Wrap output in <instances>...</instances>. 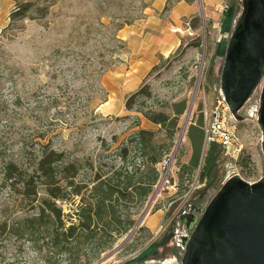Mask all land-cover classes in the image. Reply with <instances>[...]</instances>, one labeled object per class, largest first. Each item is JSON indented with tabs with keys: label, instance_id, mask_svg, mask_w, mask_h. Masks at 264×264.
I'll return each instance as SVG.
<instances>
[{
	"label": "rangeland",
	"instance_id": "1",
	"mask_svg": "<svg viewBox=\"0 0 264 264\" xmlns=\"http://www.w3.org/2000/svg\"><path fill=\"white\" fill-rule=\"evenodd\" d=\"M242 1L228 0L221 12L223 0H0V146L6 147L8 155L25 156L21 163L30 168L35 163L33 154L49 144L79 165L77 180L91 189L96 173L112 178L121 168L151 172L135 138L140 129L155 130L158 144L168 147L156 165L160 176L147 198L120 201L116 209L122 225L101 226L79 253L54 248L44 225L20 237L9 232L17 222L39 214L40 208L0 188V222L8 224L0 238V264H114L145 245L161 229L168 204L189 189L197 196L210 188L212 198L232 175L248 181L264 175L262 131L256 115L237 122L245 144L242 158H251L252 169L223 153L212 179L202 181L204 148L199 166L183 164L190 162L192 154L188 130L201 119L198 80L202 90L205 84L210 101L220 88L214 64L226 52L228 39L219 40L218 24L222 31L234 30ZM233 5L237 12L231 24L227 9ZM153 19H160L181 43L150 69L145 62L152 59L139 53V43L154 44V25L146 23ZM144 85L150 86L152 97L141 94L128 109L127 100ZM260 94L261 85L241 113L258 109ZM181 99L187 100L188 107L171 137L142 113L169 110L170 103ZM166 173L173 176L171 182L164 188L161 182L145 212ZM39 194L47 197L44 188ZM81 201L80 196L56 201L66 227L78 222ZM129 220L133 223L124 232ZM132 229L123 249L115 253V246Z\"/></svg>",
	"mask_w": 264,
	"mask_h": 264
},
{
	"label": "trees",
	"instance_id": "2",
	"mask_svg": "<svg viewBox=\"0 0 264 264\" xmlns=\"http://www.w3.org/2000/svg\"><path fill=\"white\" fill-rule=\"evenodd\" d=\"M27 7L28 5L23 6V8ZM236 12L237 9L234 5L227 9L229 23L233 24ZM141 94L152 97L150 86L144 85L133 93L127 100L126 107L132 109L136 98ZM168 106L169 110L150 109L142 110V113L150 121L160 125L161 129L171 137L178 128L179 117L186 111L188 104L186 99H181ZM135 138L142 147L141 154L146 156L145 161L150 166L151 172H129L127 169L121 168L112 178H103V174L96 173L95 184L91 189L88 188L87 182L81 183L77 180L80 176V167L76 162L69 161L64 151L52 148L49 144H43L40 153L33 154L35 163L29 168L21 163L25 162V156L22 155L21 159H16L13 155H8V150L2 144L0 146V188L8 189L10 195H19L24 201L29 202L31 207L40 208L39 214L22 219L17 222L16 228L14 225L9 228V232L20 237L36 233L44 225L48 230V243H51L54 248L59 251L79 253L84 242L95 238L101 226L122 225L123 222L119 219L116 209L117 205L120 201L137 196H139L140 202L147 198L152 186L160 176L156 165L163 160V156L168 150V147L158 144L155 130L142 128L137 132ZM188 138L192 140L190 157L192 167L199 166L202 149H207L205 152L203 151L205 155L201 180H211L220 156L224 152L222 147L215 142H211L207 146L204 145L202 114L200 124L195 123L188 130ZM243 155L239 157L240 166L252 169L251 158L248 156L246 160H243ZM41 188H44L47 197H42L39 194ZM75 196H80L82 200L76 212L79 220L78 222L72 221L66 227L62 220V208L56 201H65ZM35 202L39 204H34ZM132 223L133 221L129 220L128 226L122 230L128 231ZM7 227V222H0V238L4 232L8 231ZM107 231L112 235L111 230Z\"/></svg>",
	"mask_w": 264,
	"mask_h": 264
},
{
	"label": "water",
	"instance_id": "3",
	"mask_svg": "<svg viewBox=\"0 0 264 264\" xmlns=\"http://www.w3.org/2000/svg\"><path fill=\"white\" fill-rule=\"evenodd\" d=\"M214 72L236 121L244 120L241 111L261 85L257 121L264 154V0L242 1L241 14L226 52L215 60ZM191 108L192 103L188 113ZM156 193L157 189L145 212ZM132 232L115 246L114 252L122 248ZM181 264H264V175L250 182L236 174L223 183L189 237Z\"/></svg>",
	"mask_w": 264,
	"mask_h": 264
},
{
	"label": "flooded vegetation",
	"instance_id": "4",
	"mask_svg": "<svg viewBox=\"0 0 264 264\" xmlns=\"http://www.w3.org/2000/svg\"><path fill=\"white\" fill-rule=\"evenodd\" d=\"M241 114L246 119L245 112ZM208 192H211L210 188L201 191L197 196L190 193L181 196L177 206H173L179 201L177 199L172 204V211H168L166 219L161 224V229L141 248L120 258L114 264H181L189 237L211 200Z\"/></svg>",
	"mask_w": 264,
	"mask_h": 264
},
{
	"label": "built area",
	"instance_id": "5",
	"mask_svg": "<svg viewBox=\"0 0 264 264\" xmlns=\"http://www.w3.org/2000/svg\"><path fill=\"white\" fill-rule=\"evenodd\" d=\"M227 2L228 0H223L220 8L221 12L228 7ZM218 28L219 40L221 38H227L228 40L231 38L233 28L229 31H222L220 24H218ZM201 82V79H199L196 87V93L198 91L201 92L202 105L200 112L203 117L204 145L207 146L209 143L215 142L222 147L226 156L237 159L245 151V144L242 137L243 135L237 126L238 121L234 119L229 106L224 97L221 95L219 89L216 91L212 101H210L207 99L208 96L206 94L205 84L202 85L203 90L201 89ZM258 109L249 112V114L247 113L246 117L257 116ZM167 163L168 162H165L164 165ZM138 164L141 165V162H138ZM171 178H173V176H170L168 173L163 174L156 189H159L161 182H163L161 187L164 188L167 183L171 182ZM174 184L176 185V182H174ZM189 192L190 189L184 192L182 196L188 195ZM171 206L172 202H170L166 207V213L170 210Z\"/></svg>",
	"mask_w": 264,
	"mask_h": 264
},
{
	"label": "crops",
	"instance_id": "6",
	"mask_svg": "<svg viewBox=\"0 0 264 264\" xmlns=\"http://www.w3.org/2000/svg\"><path fill=\"white\" fill-rule=\"evenodd\" d=\"M146 23L148 25H154V44H146L145 42L139 43V53H142L144 56H150L152 60L146 61L145 64L146 67L150 64L149 68L151 69L158 65L162 58H167L169 55L168 53H171V50L176 48L181 43V41L178 37L176 38L175 35H170V33L166 30V27L161 25L160 19H153ZM143 38L144 37H142V39ZM189 140L191 142L190 146L192 148V140L190 138ZM183 164L192 166V162H183Z\"/></svg>",
	"mask_w": 264,
	"mask_h": 264
},
{
	"label": "bare ground",
	"instance_id": "7",
	"mask_svg": "<svg viewBox=\"0 0 264 264\" xmlns=\"http://www.w3.org/2000/svg\"><path fill=\"white\" fill-rule=\"evenodd\" d=\"M179 28H176L175 30H178ZM168 54H170V52L168 53ZM180 140H182V136L180 137Z\"/></svg>",
	"mask_w": 264,
	"mask_h": 264
}]
</instances>
